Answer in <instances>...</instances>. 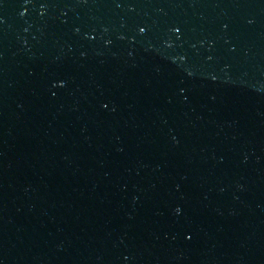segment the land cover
Wrapping results in <instances>:
<instances>
[{
  "label": "water",
  "instance_id": "water-1",
  "mask_svg": "<svg viewBox=\"0 0 264 264\" xmlns=\"http://www.w3.org/2000/svg\"><path fill=\"white\" fill-rule=\"evenodd\" d=\"M0 264H264V0H0Z\"/></svg>",
  "mask_w": 264,
  "mask_h": 264
}]
</instances>
